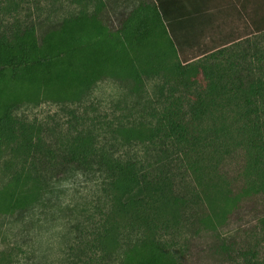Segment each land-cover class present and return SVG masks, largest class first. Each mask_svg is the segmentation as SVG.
I'll return each mask as SVG.
<instances>
[{"label": "trees", "instance_id": "obj_1", "mask_svg": "<svg viewBox=\"0 0 264 264\" xmlns=\"http://www.w3.org/2000/svg\"><path fill=\"white\" fill-rule=\"evenodd\" d=\"M217 1L71 0L83 9L64 17L54 12L44 16L39 5L23 24L15 22L9 27L2 20L0 150L5 153L16 139H20V159L24 166L28 161L30 164L29 174L19 181L21 184L17 187L21 192L17 196L12 190L10 195L9 191L11 183L8 182L14 173L3 172L4 169L0 172V228L10 223L21 230L41 228L40 220L31 216L36 204L57 197L62 191L56 188L58 184L77 171L91 168L94 163L100 171L109 172L111 191L115 192L123 211L144 198L158 203L163 199V209L170 208L177 222L184 220L187 210H191L189 230L202 246L196 255L197 262L264 264V252L260 255L259 249L249 251L240 245L236 247L232 237H229L231 240L224 238L219 230L230 223L238 225L245 210L252 211L254 219L264 217V136L259 126L264 117V14L254 10L250 18L257 26L256 38L246 40L247 46L235 55L229 47L243 39H232L222 31L214 33L215 12L220 11ZM18 7V3L11 1L1 10L10 15ZM105 80L125 89L126 95L121 101L133 98L135 106L141 109L139 122H129L128 126H118L116 130L130 146L142 145L147 159L129 158L120 163L113 157L98 156L95 136L90 132L83 134V138L77 136V143L58 156L44 146L40 136H36L33 143V136L26 132V127L15 128L16 115L22 108L41 102L67 105L81 102ZM152 81L157 82L152 90L155 102L147 96L148 83ZM176 91L195 99L184 114L193 120L207 122L213 120L212 117L214 120L225 118L227 114L221 111L212 116L213 106L224 110L235 101L238 110L243 109L239 103L246 106L244 111L236 113L238 121L246 123L251 119L253 124L245 126L246 137L241 147L248 157L249 169L256 170L255 178L248 184L238 177L242 186L235 190L230 185L224 194L220 193V187L214 188V193L210 188L205 195L206 204H200L201 208L199 202L192 207L176 189L177 186L181 188L176 178L181 168L177 162L182 161V156L175 159L174 153L184 138L185 129L181 123L164 124L166 128L153 127L152 122L145 126L143 119L159 117L157 106L165 105L169 99L165 93L172 95ZM207 130L210 134L205 131L204 135H193L186 143L219 155L218 142L229 135L230 128L213 126ZM36 160L43 170L38 169ZM217 168L214 166L213 170ZM31 184L34 185L32 192L31 187L28 188ZM196 208L198 212L195 213ZM28 215L31 221H26ZM78 226L73 224V230ZM112 235L106 236L104 241L112 244L116 241ZM141 241L120 246L119 264H188L186 257L173 254L162 240ZM187 252L185 248L184 255Z\"/></svg>", "mask_w": 264, "mask_h": 264}, {"label": "rangeland", "instance_id": "obj_2", "mask_svg": "<svg viewBox=\"0 0 264 264\" xmlns=\"http://www.w3.org/2000/svg\"><path fill=\"white\" fill-rule=\"evenodd\" d=\"M11 1L18 3L19 7L17 11L5 15L1 8L6 9ZM216 4L220 11L215 12L217 21L213 28L214 33L219 34L222 31L227 36L233 37L232 39H243L242 42L229 47L235 55L239 54L240 50L247 46L246 40L253 41L256 38L257 26L250 17L255 9L259 14H264V0H219ZM39 5L44 16L54 12L64 17L65 14L78 13L83 9L81 5H76L71 0H60V2L0 0V24L2 20H5L4 25L9 27L15 22L23 24L28 15L33 10L36 11ZM246 6L247 9L244 8ZM156 83V81L148 83L147 88V96L154 102L156 99L152 97L154 94L152 90ZM123 95H126L123 87L113 81L105 80L81 102L70 105L41 102L37 106L22 108L16 115L18 124L15 128L26 127V132L33 136V143L36 141L35 137L40 136L45 143L44 146L58 156L67 153L72 145L77 143L75 140L77 136L83 138V134L87 135L90 132L95 136L94 144L98 156L113 157L120 163L127 162L129 158L145 160L147 155L142 150V145L130 146L116 130L118 126H128L129 122L130 124L139 122L138 120H141L139 117H142L141 109L135 106V100L130 98L121 101ZM166 96L169 98L166 104L157 106L159 117L143 119L146 121L145 126L152 122L153 127L164 128V124L169 126L181 123L185 129V139L183 138L178 144L179 147L174 153L175 159L178 155L182 156L180 158L182 161L177 162L182 168L181 170L177 167L176 181L181 186L180 189L176 187L177 192L185 196L189 204L195 208L197 202L199 205L206 204L205 195L210 188L213 190L220 187V193L224 194L228 192L230 185L236 190L242 186V182L250 184L251 179L255 178L256 170L249 169L248 157L245 156L241 145L246 137L245 126H253V124L251 119L246 123L239 122L236 114L244 111L246 106L243 107V103H239L243 109L238 110L235 106L236 102L233 101L222 110L220 106L214 105L212 116L219 113L216 111H221L227 114L225 118L214 120L215 117H212L213 120L199 122L189 115H184L188 113L189 105L194 104L193 96L178 91L172 95L165 93ZM262 120L263 124L259 126H262L264 136V117ZM213 126L230 128L229 135L218 142L219 155L214 151L191 147L186 143L193 135L199 133L204 135L205 131L207 135L210 134L207 129H213ZM27 127H30V130ZM21 155L20 139H16L5 153L0 150V172L4 169L3 172L10 170L14 173L8 183H11L9 191L12 190L16 196L21 192L20 187H17L21 184L19 181L29 174L27 167L30 163L28 161L24 166V162L20 159ZM41 162L46 163L45 160ZM37 165L41 164L38 162ZM92 165L91 168L83 172L77 171L73 177L58 184L56 188L62 191L57 197L53 196L51 200L43 199L36 204L31 216L34 215L35 219L40 220L41 228L21 230L15 223L0 228V260L2 259L0 262L3 264H119L120 246L150 238L162 240L173 254L188 258L191 264H211L200 260L197 262L196 255L202 246L198 238L189 230L192 220L191 210H187L186 218L180 220V223L175 221L170 208L163 209L161 203L163 199L158 203L152 198H144L132 208L123 211L118 197L111 191L112 178L109 172L100 171L97 164L92 163ZM41 166L38 167L39 170H43ZM214 166H218L217 170H213ZM50 169L52 170L51 165ZM51 170L48 169V172L50 173ZM53 175L56 177L55 174ZM48 177L53 176L48 175ZM238 177H241L242 182ZM7 179L8 177L5 178V182ZM33 186V184L28 186L31 187V192ZM194 212H198V208ZM252 213L245 210L244 214L238 215L240 216L238 225L235 222L230 223L219 230L224 238L231 240L229 237H232L236 247L240 245L249 251L259 249V254L262 255L264 217L254 219ZM29 218L31 217L28 215L26 221H31ZM73 224L74 227L79 226L73 230ZM110 234H113L112 238L116 240L112 244L104 241ZM185 248L188 252L184 255ZM186 258L185 261L189 264Z\"/></svg>", "mask_w": 264, "mask_h": 264}]
</instances>
